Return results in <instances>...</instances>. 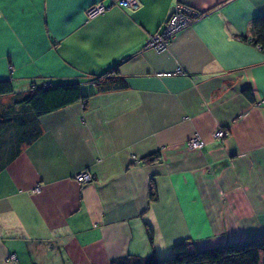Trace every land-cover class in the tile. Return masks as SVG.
<instances>
[{
	"label": "crops",
	"instance_id": "obj_1",
	"mask_svg": "<svg viewBox=\"0 0 264 264\" xmlns=\"http://www.w3.org/2000/svg\"><path fill=\"white\" fill-rule=\"evenodd\" d=\"M177 1L200 15L164 49L145 46ZM261 15L264 0H0V78L14 92L73 80L91 92L41 114L0 168V264H109L185 237L211 247L263 235L264 50L249 39ZM98 75L125 85L94 91ZM192 133L202 147L186 145ZM81 170L93 178L77 181Z\"/></svg>",
	"mask_w": 264,
	"mask_h": 264
},
{
	"label": "trees",
	"instance_id": "obj_2",
	"mask_svg": "<svg viewBox=\"0 0 264 264\" xmlns=\"http://www.w3.org/2000/svg\"><path fill=\"white\" fill-rule=\"evenodd\" d=\"M169 15V14H168ZM249 39L264 50V16L251 20ZM98 75L94 79V91L109 90L125 85L123 78ZM245 95L252 100L251 92L244 88ZM7 100L0 99V168L15 156L25 143L33 140L40 132L38 117L48 111L75 100L84 101L90 93L81 90L78 81L31 82L28 89L13 91L8 77L0 78V97L9 94ZM143 162L159 160V151L141 157ZM157 186L153 176L147 184V197L156 200ZM149 243L153 244V232L144 222ZM170 253V254H169ZM167 256L152 250L145 255L126 254L112 258L109 264H264V234L226 242L217 246L198 248L190 237L175 241Z\"/></svg>",
	"mask_w": 264,
	"mask_h": 264
},
{
	"label": "built area",
	"instance_id": "obj_3",
	"mask_svg": "<svg viewBox=\"0 0 264 264\" xmlns=\"http://www.w3.org/2000/svg\"><path fill=\"white\" fill-rule=\"evenodd\" d=\"M117 4L121 6H130L133 7L135 5V0H115ZM105 5L102 2L95 3L88 7L86 10L87 15L96 14L104 9ZM200 15V12L180 1L175 2L173 5L169 15L163 21L162 26L157 29L154 33L148 35L145 40L144 45L147 47L154 48L156 50L164 49L170 41L171 35L174 32H177L184 27H186L194 17ZM179 70V69H177ZM228 131H226L223 127H216L212 136L218 140H221V137L226 136ZM185 143L190 148H199L204 144V139L197 133H192L189 135ZM74 178L77 181H88L93 178V175L88 170H81L74 174ZM13 255V254H12ZM11 255V256H12Z\"/></svg>",
	"mask_w": 264,
	"mask_h": 264
},
{
	"label": "rangeland",
	"instance_id": "obj_4",
	"mask_svg": "<svg viewBox=\"0 0 264 264\" xmlns=\"http://www.w3.org/2000/svg\"><path fill=\"white\" fill-rule=\"evenodd\" d=\"M0 99H1V100H7V99H8V96H1ZM219 127H221V126H219ZM223 128H224L226 131H228L227 128H225V127H223ZM225 137H226V136L223 135V136L221 137V140L224 139ZM189 148H190V147H189ZM195 242H196V241H194V243H195ZM195 245H196V243H195ZM219 245H220V244H219ZM215 246H217V245H215ZM196 247H197V246H196ZM211 247H212V246H211ZM198 248H207V247H198ZM169 254H170V253H169ZM160 256H161V255H160ZM162 256H167V255H162ZM10 258L13 259L14 256H11Z\"/></svg>",
	"mask_w": 264,
	"mask_h": 264
},
{
	"label": "water",
	"instance_id": "obj_5",
	"mask_svg": "<svg viewBox=\"0 0 264 264\" xmlns=\"http://www.w3.org/2000/svg\"><path fill=\"white\" fill-rule=\"evenodd\" d=\"M200 13H201V11L200 10H198Z\"/></svg>",
	"mask_w": 264,
	"mask_h": 264
}]
</instances>
